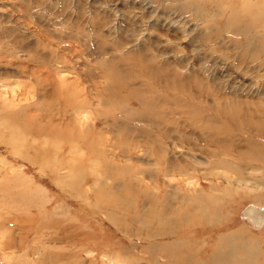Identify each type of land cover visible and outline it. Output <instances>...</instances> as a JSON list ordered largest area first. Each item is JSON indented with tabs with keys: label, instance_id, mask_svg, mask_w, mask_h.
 I'll list each match as a JSON object with an SVG mask.
<instances>
[{
	"label": "rangeland",
	"instance_id": "374dc122",
	"mask_svg": "<svg viewBox=\"0 0 264 264\" xmlns=\"http://www.w3.org/2000/svg\"><path fill=\"white\" fill-rule=\"evenodd\" d=\"M248 3L256 8V19L264 16V0ZM242 8L238 0H0V40L16 44V54L0 52V111L7 116V122L0 118V133L6 138L13 131L16 134L15 129L20 128L11 124L16 122L11 110L23 109L37 98L32 97L34 91L28 83L30 71L23 68L31 63L27 58L31 47L43 52L49 45L55 54L70 52V66L61 68L56 79L65 78L57 90L72 98L70 102L59 94L49 97L46 106L39 102L27 108L26 116L37 121L31 129L32 121L26 119L23 129L29 131L17 148L13 141H0V242L10 238L19 243L23 229L25 239L22 247L0 245V264H47V257L42 263L38 259L53 233L48 225L55 216L63 220V226L79 224L84 232L83 244H69L77 246L80 257L71 258L68 264H154L158 259V264H164L160 253L156 261L147 250L148 245L159 243L160 237L142 236L162 226L153 212L156 203L150 199L158 185L162 193L156 195L157 201L175 189L186 198L203 192L224 198L220 211L210 217L212 223L196 224L199 233L192 232L195 226H188V220L173 222L165 214L161 215L167 217L168 224L162 230L183 226L175 239L191 232L185 241L198 242L203 258L211 254L214 240L235 230L245 243L236 246L238 257L248 255L254 263L264 261V221L255 218L259 211L264 213V173H250L242 179H260L262 183L238 188L235 182L239 177L231 167L213 166L212 152L202 145V136L181 130L176 133L196 140L197 146L186 142L175 147L161 132L154 140L166 147L165 159L195 163V176L164 175L160 172L164 164L154 149L149 152L135 141L136 130L150 124L135 114L139 102H130L127 116L133 120L125 127L127 121L118 108L112 109L114 106L95 97L103 83V67L98 61L109 65V60L121 56L125 66L135 62V69L137 62L144 60L169 84L171 91L160 88L158 94L170 93L167 96L171 97L158 100L173 112L162 113L161 119L157 115L160 121L164 119L159 126L177 119L183 122L177 111L193 108L186 99L200 105L201 117L209 107L206 102L212 103V124L222 130L230 127L221 112L226 100L247 111L264 112V18L248 19L240 15ZM8 26L18 29L19 36L5 33ZM98 35L106 43L103 50ZM30 41L37 44L25 45ZM15 93L18 95L12 100ZM241 116L250 117L247 113ZM72 119L79 130L87 132L86 139L75 143L76 148L61 138ZM117 198L124 203L121 210L109 204ZM173 201L179 205L182 198L174 193ZM221 201L213 204L219 206ZM253 206L258 211L251 218L248 212ZM11 230L15 232L9 235Z\"/></svg>",
	"mask_w": 264,
	"mask_h": 264
},
{
	"label": "bare ground",
	"instance_id": "6f19581e",
	"mask_svg": "<svg viewBox=\"0 0 264 264\" xmlns=\"http://www.w3.org/2000/svg\"><path fill=\"white\" fill-rule=\"evenodd\" d=\"M249 1L252 2V0H238V4L243 7L240 11V15L245 14L248 19L250 18V16L251 18L254 17L253 20L264 18V16H260L257 19L255 18L256 8L254 10V8L251 7L248 3ZM252 10L254 11V15L252 14ZM5 30L7 31L5 32L7 34L19 36V31L15 27L8 26V28ZM2 31L3 29L0 31V36ZM98 36H100V45L99 43L98 45L101 47L100 49L103 50L106 43L104 42L103 36L102 38L101 35ZM93 40L89 39L88 42ZM1 42H3L2 39L0 40V52L8 50L9 52L16 54L15 43L10 45L9 43L7 44L3 42L2 44ZM15 42H19V40L15 39ZM29 43L33 45L37 44L36 41H30L25 45ZM45 45H47V43ZM31 48L27 53V58L31 63H29L28 65L25 64L23 68L24 71H30V81L28 83L31 84L34 91L32 97L36 96L37 98H34L31 103L26 104L27 106H25V108L23 109L11 110V113L19 117L17 118L15 116L14 119L16 120V122H11L12 125L17 124V126L20 128L15 129L16 134L13 131L11 136L6 138L0 133V141H4V144L5 141L7 143L13 141V143H11L13 148H17L20 145V141L25 138L27 131H29L27 127L23 129V125L25 124V122L34 117L31 116L29 118L26 116L27 108H31L39 102H41V104H44L43 106H46V104H48L49 97L52 98L53 96L59 94L67 96V99L72 102V98L71 96H69L68 92H59L57 90V87L64 83L65 78L61 77L60 81L56 79V74H60V72L63 70L61 68H67L68 66H70V64L68 63V56H70V52L67 54H55V48H52V46L49 47V45L45 46L46 50L43 51L44 53L42 52V50H38L37 47L34 50H32ZM56 48H58V46H56ZM47 49H49L48 52ZM98 62L103 67L101 73L103 83L100 86L101 88L95 92L96 99L102 103L106 102L110 106H114L112 109L118 108V111L121 112L120 115L124 116V119H126L127 121L125 127H128L129 125L131 126L128 121L133 120V116H127L129 115V109L132 108L129 106L130 102H139L138 105L140 109L135 114L141 115L145 119L146 123L150 124L146 126L144 125L143 128H140V130H136L138 132L136 134L137 138L135 141L136 143L145 146L149 152L154 149L153 153L156 152L158 154L157 158L159 159L160 163L162 162V164H164L162 167H160V172H162L164 175L174 174L175 176L179 174L182 176L183 174H186L189 177H193L195 176V163L179 162L175 161L173 158H170L168 160L167 158L165 159V156H163V154H165V151H167L166 147L164 148V145H162L158 140V142L154 140L155 134H159L161 132L170 139L171 144H173L175 147H178L186 142L191 143L194 147L196 145V140L187 136H179V134L176 133L181 130H189V132H197L199 136H202V145L206 146L209 151L212 152V160L214 163L213 166L220 165L231 167V170H233L234 173L237 174L239 178L236 179L235 183L238 188L247 184L256 185L263 182L259 179V177H257L259 181L254 182H248V180L242 179L249 176L250 173H254L256 175L264 173V112L259 113L256 109L247 111L243 108V110L240 107L238 108L237 105H234L236 104V102L229 105L230 101L226 100L227 104H225V109H223L221 112H223L222 116L229 120L230 127H228L227 129L223 128L222 130L218 126L212 124V117L210 116L212 103L209 104L208 102H206L209 107L206 111L205 116L201 117V112L203 111L201 110L200 105L198 106L193 100L186 99V101L190 102L189 106H193V108L185 110L181 109L177 111L178 114H181L180 116H183V122H181L180 119H177L174 120L173 123H170L164 127L159 126L161 121H164V119L160 121L157 118V115H160L161 119L162 113L170 112L172 114L173 112L168 111L165 107V104L158 100V98L160 97H171L167 96L170 95V93H162L161 95L158 94V91L161 89L171 91L170 88H167V85L169 84H167L165 80H163L162 77L159 76V73L153 72L150 68L149 63H145L144 60L142 62H137V69H135V62H132V64L129 66H125V61L123 60V58H121V56L117 57L116 59L109 60V65L107 64V62H105V60ZM136 72H139V75H136ZM162 82H164L165 84ZM1 86H4V84H1ZM147 92H150L153 95L148 96L145 94ZM17 95V93L13 94L12 100H14ZM172 97L175 98V96ZM3 101L7 102V100ZM242 113H247L250 117L244 118L241 116ZM0 118L3 119V122H7V116L4 110L0 111ZM138 119L142 120L139 117ZM30 120L32 121L30 125V128L32 129L35 127L34 123L37 120ZM117 120L118 119H115L113 120V122H116ZM66 130L67 132L65 131L61 134V138L63 137L64 139H66L67 143L71 145V148H76L75 143L87 138V135H85L87 132L84 133L82 132V130H79V126H77L74 119H72L70 123H68ZM24 142L27 141L24 140ZM195 160L197 162H200V160L196 157ZM225 180L229 182L230 177H225ZM158 186L156 187L157 191L150 197V199L153 201V203H156L154 208L157 209L153 210V212L158 215V217L156 218L161 220L160 224L162 223V226L157 228V231L154 233L142 235L147 237V239H156L157 237H160L159 239H157L160 241L159 243H154L151 246L148 245L147 247V250L152 254L154 260L157 261V254L160 253L161 256H163V258L166 260L164 264H207V262H211L213 264H264V261H261L260 263H254L252 258L247 257V253L246 258L238 257V254H236V246H245V243L243 244L242 241L238 238V231L230 230L227 235H221L219 238L214 240L211 244L213 246V248L210 250L211 254L208 258H203L201 256V253L204 252H202L198 248V242L196 243L195 240L193 242L192 240L191 242L185 241L186 237L190 235L191 232L183 233L181 238L175 239V236L179 234L178 232H180V228H182L183 226L177 228V230H162L166 228L168 224V220L166 219L167 217H169L171 219H174L173 222L176 220L179 222L182 219L188 220V226H195L194 231L192 230V232L196 234L199 233L201 230H199L196 224L200 226V223L211 222L209 221L210 217L212 218L213 214L216 215L217 212L220 211V209L222 208L221 204L222 206L224 204V198L222 196L217 197L216 194L214 195L212 193H210V196L204 195V192L203 194H193L195 196L186 198L185 196L180 194V190L177 191V189H175L173 190V192L171 190L170 194L165 193L163 200L157 201L156 195L158 193H162V191H160L161 188L160 190H158ZM147 187L149 186L147 185ZM43 189L44 188H42V190ZM62 193L64 194V192L61 191V195ZM174 193H176L177 197L182 198V202L179 205H175L174 201L173 203H171L174 197ZM227 194L228 193H226L225 195ZM218 200L222 201L219 206H215L213 203H216ZM153 203L151 205H153ZM109 204L112 208L121 210L124 203L122 200H119L117 198V200L110 201ZM62 205L64 204L62 203ZM65 208H67V206H65ZM213 208L215 213L212 212ZM255 210L256 207L253 206V210L248 212V216L252 218V216H254L256 213ZM108 211L109 213H113L112 209L109 207ZM140 213L141 211L137 212V214ZM258 213L259 214L256 215L255 218H257V220H260L261 222L264 221V213L260 211ZM161 214H165L167 215V217ZM117 215L120 216L119 213H117ZM55 218H57V216H55ZM55 218H51L52 220L50 221V225H48V227L52 229L51 233H53L51 237H49L48 243L42 246L45 250L42 249V255H40L38 261L42 263L47 257V259L49 260L48 263L46 262L47 264H68V261L71 258L77 257L76 259H79L80 257L79 251L75 250L77 246H69V244H74L77 242H82L80 244H83L85 238V236H83L84 232L81 225L79 224H69L63 226V220L60 218ZM16 227L22 229L19 226ZM23 231L24 229L21 230L19 234V243H15L9 238L5 241L3 240L2 242H0V245L22 247L25 243V239H22L24 237ZM14 232L15 231L11 230L9 235L14 234ZM87 235L90 236V234ZM224 246L227 247L225 248ZM80 248L86 250V246H80ZM158 263L159 259L157 263L154 264ZM79 264H83V262L81 261Z\"/></svg>",
	"mask_w": 264,
	"mask_h": 264
}]
</instances>
